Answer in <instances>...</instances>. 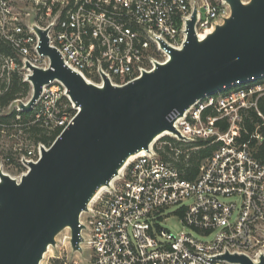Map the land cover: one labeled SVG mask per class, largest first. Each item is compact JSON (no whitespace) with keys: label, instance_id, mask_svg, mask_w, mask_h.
I'll list each match as a JSON object with an SVG mask.
<instances>
[{"label":"built area","instance_id":"2783aa9c","mask_svg":"<svg viewBox=\"0 0 264 264\" xmlns=\"http://www.w3.org/2000/svg\"><path fill=\"white\" fill-rule=\"evenodd\" d=\"M194 10L199 39L230 15L226 0H25L24 5L0 0V36L11 42L20 58L16 63L13 56L0 54V82H4L0 91L8 89L13 72L31 87L27 61L53 69L49 57L38 52L39 36L33 25L47 29L49 46L58 51L64 66L86 82L102 86L107 78L122 85L168 59L161 41L181 48ZM20 13L34 17L27 30L19 22ZM217 93L222 94L216 98ZM261 96L264 79H254L204 96L182 116L176 117V110L169 112L167 117L175 118L173 126L180 136L171 131L159 136L89 202L83 212L87 223L81 229L82 250L76 252L88 250L87 264H242L223 258L225 254L244 255L261 264L264 115L257 106ZM250 108L261 118L252 131L243 124L244 111ZM207 109L215 114L203 118ZM31 110L29 123L58 128L59 135L79 108L65 85L54 80L43 85ZM222 120L227 123L225 130L219 124ZM166 137L185 143L197 139L220 143L203 160L197 176L187 180L158 153L157 148L168 143ZM37 147L45 146L38 143ZM40 154L41 149L33 158L28 150L21 165L28 170V162ZM21 176L13 178L19 181ZM170 213L188 230L173 233L165 228ZM82 261L73 260L74 264Z\"/></svg>","mask_w":264,"mask_h":264},{"label":"water","instance_id":"95a60500","mask_svg":"<svg viewBox=\"0 0 264 264\" xmlns=\"http://www.w3.org/2000/svg\"><path fill=\"white\" fill-rule=\"evenodd\" d=\"M226 1L230 15L213 31L197 37L194 10L181 48L161 41L168 59L122 85L107 78L102 86L86 82L49 46L47 29L33 25L38 52L53 69L25 63L32 88L19 109L31 110L43 85L59 80L79 110L39 158L28 162L19 181L0 170V264H39L66 227L72 250L81 252L79 218L95 192L110 185L131 154L149 150L159 134L180 136L169 112L182 116L206 95L264 76V0ZM222 257L253 264L244 255Z\"/></svg>","mask_w":264,"mask_h":264},{"label":"trees","instance_id":"16d2710c","mask_svg":"<svg viewBox=\"0 0 264 264\" xmlns=\"http://www.w3.org/2000/svg\"><path fill=\"white\" fill-rule=\"evenodd\" d=\"M0 54L13 56L16 63H20V58L16 55L11 42L3 36H0ZM257 79L262 81L264 78ZM247 82L251 83L253 80ZM3 86L4 82L1 83L0 87ZM29 90L30 85L28 82L23 81L18 72H13L10 77L8 89L0 91V121L12 119L15 124H18L19 129L27 130L33 144L42 143L50 146L58 135L59 129H46L40 126L38 122L29 123V116H31L32 110L13 109L10 113H2V109L7 107L13 100L27 96ZM257 106L264 115V96L258 98ZM209 113L215 114L212 110L207 109L202 117L204 118ZM243 119V124L248 131H252L254 125L261 122L260 116H258L256 110L253 108L244 111ZM219 124L222 130L226 129L227 123L225 120H222ZM166 138L168 143L157 148L158 153L164 161H170L177 167L181 176L187 180H193L197 176L203 160L209 157L220 143L218 141L211 142L210 139H197L194 142L185 143L171 137ZM176 150H179L177 154H175Z\"/></svg>","mask_w":264,"mask_h":264},{"label":"rangeland","instance_id":"374dc122","mask_svg":"<svg viewBox=\"0 0 264 264\" xmlns=\"http://www.w3.org/2000/svg\"><path fill=\"white\" fill-rule=\"evenodd\" d=\"M242 1L247 2L248 0ZM18 2H20L21 5L25 4V0H18ZM19 15V18H21L19 19V22H21L27 30L28 27H26V25L30 24V22L34 20V17L32 15L26 16L25 13H20ZM11 26L12 25H10V27ZM158 58L163 59L162 55H158ZM30 92L31 90H29L27 96L23 98L13 100L7 107L2 109V113L6 114L10 113L13 109L16 110L18 102L26 101L30 96ZM220 94L222 93H217L215 97L218 98ZM30 117L31 116H29V119ZM154 144L155 142L153 145ZM37 145L38 144H33L27 130L19 129L18 124H15L14 120L8 119V121H0V170L12 177L22 175L23 172L27 171V169L21 165L20 160L30 149L32 150L33 158H36L41 149V147L38 149ZM44 146L48 147L46 145ZM170 210H174V207ZM79 220L82 224H86V214L82 212ZM163 226L173 233L180 230H188V228L180 222L175 213H170L167 216L166 220L163 222ZM69 236L70 229L68 227L61 230L55 237L56 243L47 248L39 264H74L73 260L78 259L83 260L80 264H87L89 259L88 250H85L82 254L73 251L69 243Z\"/></svg>","mask_w":264,"mask_h":264},{"label":"bare ground","instance_id":"6f19581e","mask_svg":"<svg viewBox=\"0 0 264 264\" xmlns=\"http://www.w3.org/2000/svg\"><path fill=\"white\" fill-rule=\"evenodd\" d=\"M257 78H264V77H262V76H260V77H255V78H252V79H248L247 81H250V80H254V79H257ZM242 84V83H241ZM186 111V110H185ZM184 111V112H185ZM177 112V111H176ZM177 114H178V112H177ZM177 114H176V117H179V116H177ZM169 131L167 130V131H164L163 133H161V134H159L157 137H159V136H161V135H163V134H166V133H168ZM157 137H155V139L157 138ZM154 139V140H155ZM138 154V152L137 153H134V154H131L127 159H126V161L124 162V164H123V166L120 168V170L119 171H121L123 168H124V166L132 159V158H134L136 155ZM106 187H108V186H105V185H103V186H101L96 192H95V194H94V196H93V198L91 199V200H93L94 198H96V196L100 193V192H102V191H104L105 189H106Z\"/></svg>","mask_w":264,"mask_h":264}]
</instances>
